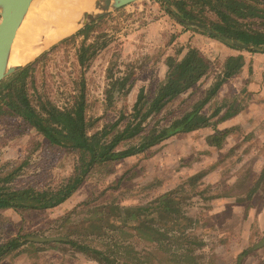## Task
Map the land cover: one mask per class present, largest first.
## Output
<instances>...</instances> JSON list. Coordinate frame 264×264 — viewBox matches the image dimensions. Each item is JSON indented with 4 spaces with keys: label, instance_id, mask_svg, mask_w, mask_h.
Wrapping results in <instances>:
<instances>
[{
    "label": "rangeland",
    "instance_id": "374dc122",
    "mask_svg": "<svg viewBox=\"0 0 264 264\" xmlns=\"http://www.w3.org/2000/svg\"><path fill=\"white\" fill-rule=\"evenodd\" d=\"M177 1L136 0L101 16L88 41H104L105 45L86 68L77 60L81 37L49 51L84 26L75 25L68 35L48 42L29 60L48 51L34 71L35 81L27 80L28 93L36 105L47 99L64 107L72 103L83 75L86 113L97 119L95 130L119 112L130 111L140 88L151 96L165 78L167 56L180 57L188 47H196L209 62L208 72L148 119V127H160L204 94L226 56L241 54L253 63L243 64L244 70L230 77L203 109L209 114L218 105L238 107L237 115L217 125L231 129L222 145L217 148L206 143L205 136L213 131L210 128L170 136L143 153L93 170L57 207L24 214L13 209L0 211V241L23 231L38 237L66 235L90 247H109L117 257L126 255L115 243L119 241L131 247L129 254L139 257L142 264H236L240 253L239 264H264V62L254 66L264 52L234 49L187 19L180 22ZM189 8L187 2L184 9ZM191 11L197 18L193 21L217 20L213 11L200 12L198 5H191ZM200 33L207 37L201 45L200 36L194 38ZM123 82V86L118 84ZM18 125V118L0 117V171L22 164L16 180L37 187L53 186L68 176L73 155L49 146L34 130L23 132ZM164 194L170 212L156 213L154 208L148 218L136 216L155 219L142 228L151 230L157 241L128 230H112L109 219H119L115 207L155 206ZM0 264L99 263L70 244L49 240L22 244Z\"/></svg>",
    "mask_w": 264,
    "mask_h": 264
},
{
    "label": "trees",
    "instance_id": "16d2710c",
    "mask_svg": "<svg viewBox=\"0 0 264 264\" xmlns=\"http://www.w3.org/2000/svg\"><path fill=\"white\" fill-rule=\"evenodd\" d=\"M187 2L190 8L184 9ZM191 5H198L200 12L211 10L216 15L217 20L209 23L200 18V23L204 25L201 30L207 32L209 36L217 37L237 50L264 52V0H179L177 7L182 15L179 18L197 20L191 11ZM102 19L103 17H100L84 25L74 34L62 38L52 45L49 51L61 44L73 43L77 37H81L76 47L77 60L86 68L96 52L105 45L104 41H88L91 32ZM234 40L247 44L248 47L243 48L235 44ZM47 53L48 51L43 52L0 80V117L18 118V128H22L23 132L34 130L47 141L49 146L71 153L74 164L68 176L55 185L47 187H37L32 183H20L16 180L22 164L0 171V211L13 209L24 214L27 211L57 207L87 180L93 170L108 168L130 156L143 153L146 149L176 134L210 128L213 131L205 136L206 143L218 148L231 129L229 127L219 129L217 125L239 111L238 107H234L231 103L226 106H215L209 114L203 111L204 107L211 103L219 88L230 77L239 73L244 64L243 55H228L221 63V71L190 108L165 125L148 127L149 118L160 113L168 103L185 93L207 74L209 62L203 58L197 48L190 46L180 57H166L165 78L157 85L150 97L143 88H140L130 111H121L111 122L92 130L97 119L90 118L86 113V83L83 75H80L77 81L76 93L71 104L58 107L47 99H42L38 105L33 103L28 93L27 80L32 83L35 81L34 71ZM118 84L123 86L125 83ZM107 97L111 99L112 94ZM39 145L40 141L35 148ZM25 160L27 159L23 162ZM165 194L155 206L150 204V206L115 207L119 219H109L112 230L115 232L128 230L133 234H143L150 242L157 241L151 230L142 228L146 222L153 223L155 219H136V216L148 218V214L154 213V208L156 213L170 212L168 201L164 199L167 195ZM83 202L86 201H82L81 204ZM2 219L0 215V223ZM161 220L167 222L169 219ZM19 232L10 239L0 241V260L16 252L22 244L45 243L51 240L70 244L79 252L94 258L99 264L143 263L139 261V257H135L136 255L129 254L133 252L131 247L120 245L119 241L115 243L119 248L125 249L126 255L117 257L109 251V247L106 249L90 247L85 243L68 239L66 235L38 237L29 236L27 232ZM245 252L246 250L242 251L243 254ZM240 254L236 257V264H239Z\"/></svg>",
    "mask_w": 264,
    "mask_h": 264
},
{
    "label": "bare ground",
    "instance_id": "6f19581e",
    "mask_svg": "<svg viewBox=\"0 0 264 264\" xmlns=\"http://www.w3.org/2000/svg\"><path fill=\"white\" fill-rule=\"evenodd\" d=\"M90 8L91 0H33L18 20L11 44L1 43L0 72L24 65L48 42L68 35L80 13Z\"/></svg>",
    "mask_w": 264,
    "mask_h": 264
},
{
    "label": "water",
    "instance_id": "95a60500",
    "mask_svg": "<svg viewBox=\"0 0 264 264\" xmlns=\"http://www.w3.org/2000/svg\"><path fill=\"white\" fill-rule=\"evenodd\" d=\"M32 1L33 0H0V46L2 42L3 45L5 44L7 46L11 44L16 35L18 20L21 18L22 14L26 12ZM134 1L136 0H91V8L89 10H83L80 13L75 25H86L109 11ZM180 20L182 21V19ZM188 23L201 28L204 27L202 23L192 20L188 21ZM209 32H211V30H209ZM233 42L243 48L248 47L247 44L238 43L236 40ZM20 67L8 72H0V80Z\"/></svg>",
    "mask_w": 264,
    "mask_h": 264
},
{
    "label": "crops",
    "instance_id": "0c3cea01",
    "mask_svg": "<svg viewBox=\"0 0 264 264\" xmlns=\"http://www.w3.org/2000/svg\"><path fill=\"white\" fill-rule=\"evenodd\" d=\"M199 36H200V39H199V40H200V45H201L203 42H207V37L204 36V35H202L201 33H200V34H195L194 38L197 39V37H199ZM200 51L203 52L201 46H200ZM244 58H245V57H244ZM244 60H245V61H244V64H245V63H249V62H252V63H253V60L250 61V60H247L246 58H245ZM246 60H247V62H246ZM263 62H264V55H263V56L261 55L260 57H258V58L255 59V61H254V66L257 68V66H258L257 63L260 64V63H263ZM243 70H244V65L242 66L240 72H242ZM237 114H238V113H237ZM237 114H236V115H237ZM234 116H235V115H234ZM234 116H232V117H234ZM232 117H230V118H232ZM230 118H228V119H230ZM228 119H227V120H228ZM224 121H226V120H224ZM222 122H223V121H222Z\"/></svg>",
    "mask_w": 264,
    "mask_h": 264
},
{
    "label": "flooded vegetation",
    "instance_id": "af4514ba",
    "mask_svg": "<svg viewBox=\"0 0 264 264\" xmlns=\"http://www.w3.org/2000/svg\"><path fill=\"white\" fill-rule=\"evenodd\" d=\"M180 19H182V21L180 20ZM178 20L180 21V22H184V20H183V18H178ZM188 21H190V20H188ZM188 21H187V23H188ZM193 21V20H192ZM195 22H198V21H195ZM198 23H200V22H198ZM192 25V24H191ZM192 26H195V27H197V28H199V29H201V27H198V26H196V25H192ZM203 29V28H202ZM220 40V39H219ZM192 47V46H191ZM196 48V47H195Z\"/></svg>",
    "mask_w": 264,
    "mask_h": 264
}]
</instances>
